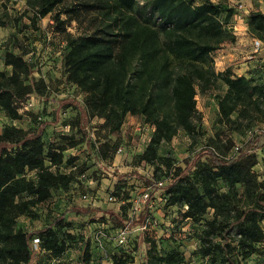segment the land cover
Returning a JSON list of instances; mask_svg holds the SVG:
<instances>
[{
	"label": "trees",
	"instance_id": "1",
	"mask_svg": "<svg viewBox=\"0 0 264 264\" xmlns=\"http://www.w3.org/2000/svg\"><path fill=\"white\" fill-rule=\"evenodd\" d=\"M195 2L148 0L138 10L136 0H34L36 15L52 14L56 25H63L61 13L76 20L83 12H92V20L97 23L77 36L64 31L67 49L61 59L63 81L78 86L84 96L81 100L61 99L53 120H58L60 107L72 106L76 115L70 126L77 127L80 137L64 135L63 145L46 143L43 133L50 122L43 119L32 128L13 124L0 128V264H47L44 254H63L66 240L60 229L66 225L67 211L28 231L16 227V219L69 186L71 176L56 167L62 162L65 149L84 140L90 146L93 144L88 132L92 118L103 119L100 126L113 131L119 128L125 112L144 117L153 126L151 138L136 160L161 163L165 171L155 175H139L134 170L114 173L116 196L131 176H139L144 187H150L146 205L136 215H128L124 205L117 211H101L87 205L76 207V212L107 214L101 215L105 217L103 227L107 236L125 225L131 231L137 230L148 216L147 205L154 193L164 189L169 204L184 207V218L199 221L208 209L213 210L211 218L204 220L205 228L199 236L202 256L212 261L220 256L223 262L235 264L240 258L264 251V229L260 225L264 219V181L253 171L258 151L264 146V130L251 132L239 145L226 137V149L233 148L229 155L206 146L184 158L183 165H174L168 157L157 155L159 144L169 141L178 127L190 137L197 131L196 84L201 91L218 82L225 86L224 93L216 95L218 120L225 126L245 118L250 108L264 110V63L259 66L257 78L253 73L235 75L231 69L216 72L206 60L222 43L233 41L229 25L235 8L222 9L221 0ZM245 16L250 32L264 40V13L250 10ZM25 54L23 49H0L4 66L10 67L8 75L0 71V110H8L31 95L47 98L48 83L43 77L34 76ZM96 148L105 159L114 150V144L106 139ZM29 171L34 173L32 177L26 176ZM162 176L168 181L158 187L154 179ZM217 182L225 185L226 190L219 191ZM240 197L247 200L245 204L238 203ZM137 231V247L144 241L151 243L143 264L179 261L177 251L160 254L154 250L153 240L145 238H154L148 229ZM33 238H38L36 248ZM108 242L114 251H109L107 262L126 264L129 255L121 251L125 245L118 247L112 240ZM79 257L81 264H101L99 256L95 261L87 259L86 248Z\"/></svg>",
	"mask_w": 264,
	"mask_h": 264
},
{
	"label": "rangeland",
	"instance_id": "2",
	"mask_svg": "<svg viewBox=\"0 0 264 264\" xmlns=\"http://www.w3.org/2000/svg\"><path fill=\"white\" fill-rule=\"evenodd\" d=\"M146 1L148 0H136L138 3L136 9L141 10ZM200 1L196 0L195 3ZM236 2L241 3L248 11L264 9V0H221V8H234ZM93 17L94 13L83 12L73 20L71 16L61 13L63 25L59 26L53 21L52 14L44 17L36 15L34 0H0V49L26 51L25 59L32 65L34 76L43 77L48 83L46 99L31 95L8 110H0V128L4 124H13L24 129L32 128L43 119L50 122L43 133L46 143L59 142L63 145L64 135L80 137L77 127L70 126L71 119L76 115V110L72 106L60 107L58 120L54 123L53 119L54 111L61 99L75 97L81 100L84 96L78 86L65 84L63 81L61 59L67 49L64 31L73 36L81 35L96 25L97 20H92ZM1 23H5V26ZM248 27L245 14L241 15V18L231 17L229 29L234 36L233 41L222 43L206 57L214 71L231 69L235 75L248 76L249 73H253L259 77V66L264 63V47L258 51L253 50L252 36L256 35L252 34ZM261 41L264 45V40ZM0 71L6 75L10 73V67L4 66L2 58ZM224 91L225 86L220 82L205 91H201L196 84L197 131L190 137L185 130L178 127L169 141H162L159 144L157 155L168 157L174 165H183L184 158L192 156L206 146L229 155L233 148L226 149L225 145H228L226 137H231L235 145H239L251 132L264 130V110L252 108L245 118L240 117L235 124L223 125L218 120L216 95H221ZM103 121L94 117L88 124L90 141L93 143L91 146L84 140L62 152V162L56 170L71 176L69 186L54 192L49 199L32 207L30 213L21 214L16 219V227L28 231L45 225L53 217L67 211L64 221L66 225L60 229L61 236L66 240V248L60 256L44 254L43 261L47 264H81L79 254L83 248H86L87 259L97 260L99 251L91 238L85 236V232L88 227L94 229L106 225L105 217L101 215L107 214L101 212L93 216L80 214L76 212V207L90 205L98 207L101 211L108 209L117 211L122 210L124 205L128 215H136L144 209L146 202L140 195L145 188L144 181L139 176L127 178L121 193L116 196L113 194L117 180L115 172L119 174L134 170L139 175L144 173L155 175L165 171V166L161 163L150 164L137 161L135 158L146 147L153 132V126L146 122L144 117L125 112L119 128L113 131L102 128L100 125ZM106 139L114 144V150H110L109 156L103 159L96 147ZM253 171L259 180L264 181V146L258 151V163L253 167ZM82 172L86 174L85 179L79 176ZM33 175L34 173L30 171L26 173L27 177ZM217 187L219 191L226 190L221 182H217ZM83 194H87L86 202L82 199ZM240 194L239 189L238 196ZM109 196L114 200H109ZM246 201L244 197L238 198L239 204H245ZM183 210L184 207L168 203L164 189L154 193L147 205V215L154 220L148 225V230L154 238L145 236L146 239L153 240L154 250L160 254L177 251L179 261L174 264H227L220 256L212 261L200 254L199 236L205 228L204 220L211 218L213 210L208 209L199 221L184 218ZM260 225L264 229V219ZM137 233L138 231L133 229L127 236L125 246L121 248L125 255H129L126 264H143L144 253L151 247L150 241H144L137 247ZM106 247L108 251H114L111 242H108ZM235 264H264V251L261 254L253 253L245 259L240 258Z\"/></svg>",
	"mask_w": 264,
	"mask_h": 264
},
{
	"label": "built area",
	"instance_id": "3",
	"mask_svg": "<svg viewBox=\"0 0 264 264\" xmlns=\"http://www.w3.org/2000/svg\"><path fill=\"white\" fill-rule=\"evenodd\" d=\"M236 12L234 13L233 16L241 18V15H246L248 13V10L245 9V7H243V5L241 3H235L234 6ZM252 46H253V50L254 51H258V49H262L264 47L262 41L254 36H252ZM121 148L118 149V151H120ZM85 174H81L80 178H85ZM168 181V178L165 176H162L158 179H154L155 184L158 187H163L166 182ZM150 187H145L142 192H141V198L146 202L147 198H148V190ZM82 199L83 201H87V194H83L82 195ZM109 200H114V198L112 196H109ZM152 219L151 217L148 215L144 222L142 223V225L140 227L137 228V230H141V231H145L147 230L149 227L148 225L151 223ZM154 222V220L152 221ZM130 229L128 228V225H125L123 227L117 228L116 230H114L113 235H109L107 236L104 227H96L94 229H90L88 227V230L86 231V236H89L91 238V240L94 242L96 249L99 251V257H100V263L101 264H105L109 259V251L106 247V243L108 240H112L113 244L115 246H124L126 241H127V236L130 233ZM37 242H38V238H33L32 240V245L34 248H36L37 246ZM91 264V263H88Z\"/></svg>",
	"mask_w": 264,
	"mask_h": 264
},
{
	"label": "crops",
	"instance_id": "4",
	"mask_svg": "<svg viewBox=\"0 0 264 264\" xmlns=\"http://www.w3.org/2000/svg\"><path fill=\"white\" fill-rule=\"evenodd\" d=\"M261 12H263V13H264V9H262V10H261Z\"/></svg>",
	"mask_w": 264,
	"mask_h": 264
}]
</instances>
